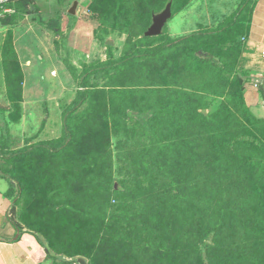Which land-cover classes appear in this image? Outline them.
I'll return each mask as SVG.
<instances>
[{
  "label": "trees",
  "instance_id": "trees-1",
  "mask_svg": "<svg viewBox=\"0 0 264 264\" xmlns=\"http://www.w3.org/2000/svg\"><path fill=\"white\" fill-rule=\"evenodd\" d=\"M194 1L89 0L94 39L123 37L120 55L106 46L105 59L80 72L63 60L78 89L59 138L14 148L0 135L9 221L53 259L264 264V118L246 105L249 77L239 68L252 0L214 29L144 36L169 2L172 19ZM36 2L7 1L13 14L0 24L8 28L0 50L6 126L19 123L24 99L12 30L35 19ZM35 21L62 36L56 21ZM118 136L128 143L118 142L125 153L116 167Z\"/></svg>",
  "mask_w": 264,
  "mask_h": 264
},
{
  "label": "rangeland",
  "instance_id": "rangeland-1",
  "mask_svg": "<svg viewBox=\"0 0 264 264\" xmlns=\"http://www.w3.org/2000/svg\"><path fill=\"white\" fill-rule=\"evenodd\" d=\"M240 1L242 0H200L197 6L204 11H209L210 8L216 15H220L232 12L231 9L233 10ZM74 2H77L78 6L76 15L71 16L67 12ZM88 3L89 0H37L39 12L35 19L27 16L12 30L14 45L24 72V99L19 123H10L6 126L9 108L0 112V135L7 132L14 148L22 147L25 141L33 144L61 136L62 110L72 102L78 89L77 83L65 68L63 63L65 58L78 72L82 70L84 64L105 59L104 44L107 40L102 44L92 45L93 31L97 23L92 21L86 12ZM192 11L194 14V10ZM185 15L178 14L170 19L164 31L185 36L189 34L192 24L206 18L204 13L198 15L201 16L200 20L196 15H190V18H185ZM36 19L44 24L56 21L62 30V36H56L52 31L40 26ZM7 31V27L0 25V50ZM120 39L124 41L123 37L108 38L113 42L111 47L114 48V57L120 55L122 48ZM4 90L0 71V105L9 107ZM213 110L214 106L209 109L210 112ZM122 137H113L116 167L120 165L117 163L118 154L122 156L125 153V148L121 152L117 149V144L119 141H124L125 145L128 143V137ZM115 177L119 178L117 173ZM6 184L5 181L0 182V187L5 189Z\"/></svg>",
  "mask_w": 264,
  "mask_h": 264
},
{
  "label": "crops",
  "instance_id": "crops-1",
  "mask_svg": "<svg viewBox=\"0 0 264 264\" xmlns=\"http://www.w3.org/2000/svg\"><path fill=\"white\" fill-rule=\"evenodd\" d=\"M242 1L233 10L231 9L232 12L216 15L214 10L210 8H208L209 11L200 9L197 6L200 0H195L179 14H186L185 18L196 15L197 19L200 20L201 16L198 15L204 13L206 18L192 24L189 34L185 36L167 33L175 39L189 36L197 32L199 28H217L235 13ZM252 3V14L248 22L245 43L241 48L239 68L249 77V82L244 91L245 103L254 116L264 118V0H252ZM196 6L197 9L195 10ZM192 10H194V14ZM120 40H122L121 45H123V39ZM94 44L100 43L92 39V45ZM3 181L5 180L0 178V182ZM7 190L8 183L5 189L0 187V264H72L66 259H53L49 256V251L41 246L33 235L21 233L12 225L9 221L12 202L5 196Z\"/></svg>",
  "mask_w": 264,
  "mask_h": 264
},
{
  "label": "water",
  "instance_id": "water-1",
  "mask_svg": "<svg viewBox=\"0 0 264 264\" xmlns=\"http://www.w3.org/2000/svg\"><path fill=\"white\" fill-rule=\"evenodd\" d=\"M78 3L74 2L71 6V8L68 10V14L71 16L76 15V9H77ZM171 2H169L166 7L158 14L154 15L152 17V23L151 26L147 29L144 36L145 37H156L162 34L163 29L167 22L171 19ZM106 46H113V42L111 40L106 41ZM8 106L0 105V109H8ZM204 114H206V111H203ZM117 188V185L115 184V189ZM78 264H86V262L79 258L77 260Z\"/></svg>",
  "mask_w": 264,
  "mask_h": 264
},
{
  "label": "built area",
  "instance_id": "built-area-1",
  "mask_svg": "<svg viewBox=\"0 0 264 264\" xmlns=\"http://www.w3.org/2000/svg\"><path fill=\"white\" fill-rule=\"evenodd\" d=\"M10 0H0V24L3 19H5L7 16L13 14V10L6 7V2Z\"/></svg>",
  "mask_w": 264,
  "mask_h": 264
}]
</instances>
